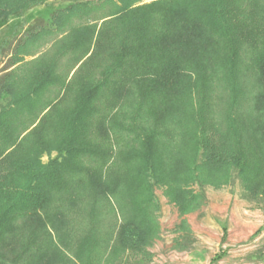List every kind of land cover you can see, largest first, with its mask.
<instances>
[{"label": "trees", "instance_id": "obj_1", "mask_svg": "<svg viewBox=\"0 0 264 264\" xmlns=\"http://www.w3.org/2000/svg\"><path fill=\"white\" fill-rule=\"evenodd\" d=\"M51 21L64 33L54 51L25 60L29 45H18L0 85L9 96L0 110V264L148 261L160 233L153 188L164 187L185 215L206 201L195 184L220 188L233 168L264 224L259 153L243 145L251 137L231 142L243 123L229 113L225 126L215 119L208 91L220 78L234 93L240 67L264 87V0H84ZM62 56L66 68L57 72ZM186 94L187 110L173 112L185 118L177 139L163 122ZM113 148L118 158L108 162ZM52 149L59 156L41 163ZM168 149L181 157L166 158ZM174 231V249L193 241L183 220Z\"/></svg>", "mask_w": 264, "mask_h": 264}, {"label": "rangeland", "instance_id": "obj_2", "mask_svg": "<svg viewBox=\"0 0 264 264\" xmlns=\"http://www.w3.org/2000/svg\"><path fill=\"white\" fill-rule=\"evenodd\" d=\"M4 1L0 0V19L7 17L0 21V85L11 73L13 67L17 65V63L12 62V56L15 54L17 46L23 43L29 45L26 48L32 53V56H25V60L53 52L55 42L60 40V35H64V33L57 31L51 21V14L73 2L84 0H41L38 4L31 5L26 9L22 7L24 5L22 2L12 7H6L3 5ZM75 23L78 25L83 22L75 21ZM73 38L74 35L69 36V39ZM68 56L59 57L57 72L66 68L65 63ZM73 70L69 73L67 80ZM217 76L220 77V72H217ZM51 90L53 91L52 88L48 90L49 96H54L56 92ZM208 91L213 95L211 101L215 109V119L220 120L225 126L224 117L226 113H229L233 117H237L238 122L243 123L237 125L231 142H244L238 133L242 136L251 137L243 145L248 146V150L252 152L255 150L259 153L254 155L259 159L258 162L264 171V95H262L264 87L257 81V72L240 67L236 73L234 93L220 78L216 79L215 86ZM48 93H44L45 96ZM233 98H235L236 104L232 106V109H229L228 105ZM150 100L151 97L148 101ZM8 101L9 96L5 92L0 93V110L7 106ZM187 102L186 94L181 105L170 106L168 113L172 112V116L163 122V129H167L169 134L177 139L181 136L179 130L183 129L185 118L174 119L173 112L182 115L187 110ZM63 106L65 105H62L61 108H64ZM153 108L157 109L155 115H160L162 112L160 109H163L158 101L153 103ZM249 122L253 123L252 127H249ZM171 146L175 147L173 142H171ZM171 146L169 144L170 148ZM177 152L179 151L176 149H168L164 152V156L166 158H175V156L180 158L181 154ZM59 154L56 149L43 152L40 155V161L43 164L47 163L49 160L58 157ZM115 154L113 148L108 162L115 157L118 158V154ZM122 156L120 157L122 158ZM194 188L204 193L206 201L199 210L188 217L194 238L189 249L182 252L173 250V228L178 221L176 208L163 195L164 187L155 186L153 189L159 206L157 213L160 226L159 237L148 248L151 253L150 260L145 261L136 257L131 260V264H264L263 209L245 192L237 169L231 170L229 184L220 188L197 184L194 185ZM227 200H229V206L225 207ZM55 205L57 206L58 203ZM52 213L54 212L52 211ZM81 217V215L80 218L77 215V219H80L78 223L82 221ZM242 217L248 222L245 228H241ZM22 221L23 219H19L17 223L20 224ZM69 223L75 226L72 220H69ZM223 234L224 237H222Z\"/></svg>", "mask_w": 264, "mask_h": 264}, {"label": "crops", "instance_id": "obj_3", "mask_svg": "<svg viewBox=\"0 0 264 264\" xmlns=\"http://www.w3.org/2000/svg\"><path fill=\"white\" fill-rule=\"evenodd\" d=\"M228 207L229 206V200H227L226 201V203H225V207ZM224 207V205L222 206V208ZM197 210H199V209H197ZM197 210H195V211H193V212H196ZM176 212H177V209H176ZM193 212H190V213H188V214H185V215H179V213L177 212V217H178V221H177V223L174 225V228H175V226L178 224V222L180 221V220H183L186 224H187V226H188V228H189V230H190V232H191V227H190V225H189V221H188V217H189V215L190 214H192ZM262 222H263V220H262ZM240 224H242V226H241V228H245L246 226H247V224H248V222H247V220L245 219V218H241V222H240ZM174 228H173V232H174V238L177 236V234H178V232H176V231H174ZM191 235H192V232H191ZM222 237H224V234L222 235ZM173 238V239H174ZM192 238H193V236H192ZM193 241H194V238H193ZM193 241L190 243V244H187L186 245V247L185 248H183V249H181V250H177V249H174L173 248V246H172V248H173V250H175V251H177V252H182V251H185V250H188L189 249V246L193 243ZM173 244V243H172Z\"/></svg>", "mask_w": 264, "mask_h": 264}]
</instances>
